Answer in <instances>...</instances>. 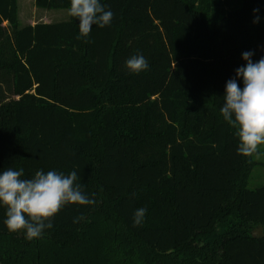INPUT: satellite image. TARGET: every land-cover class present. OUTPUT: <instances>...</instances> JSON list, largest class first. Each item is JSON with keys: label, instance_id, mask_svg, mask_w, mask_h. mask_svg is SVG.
Wrapping results in <instances>:
<instances>
[{"label": "trees", "instance_id": "16d2710c", "mask_svg": "<svg viewBox=\"0 0 264 264\" xmlns=\"http://www.w3.org/2000/svg\"><path fill=\"white\" fill-rule=\"evenodd\" d=\"M100 2L112 23L77 39L78 19L19 26L0 0V174L76 171L95 201L32 240L0 206V264H264V186L220 112L242 54L264 57V0Z\"/></svg>", "mask_w": 264, "mask_h": 264}, {"label": "clouds", "instance_id": "9594fccd", "mask_svg": "<svg viewBox=\"0 0 264 264\" xmlns=\"http://www.w3.org/2000/svg\"><path fill=\"white\" fill-rule=\"evenodd\" d=\"M68 15L79 20L77 39L87 38L93 25L100 28L110 25L114 16L100 0H70ZM258 21L257 16L254 23ZM252 56L251 51L242 54L246 65L236 70V77L242 78L243 88L237 79L227 81L224 103L220 108L224 121L236 129L239 139L237 153L243 156H252L264 146V57L253 62ZM126 67L138 74L147 70L149 65L143 55H137L126 61ZM23 176V168L15 170L10 167L0 174V206L6 209L4 223L7 229L10 232L24 231L28 240L39 238L46 228H52L53 217L66 205L95 203L76 183V171L67 175L55 170L37 171L30 179ZM146 212L145 208L134 212L133 226L142 225Z\"/></svg>", "mask_w": 264, "mask_h": 264}, {"label": "rangeland", "instance_id": "374dc122", "mask_svg": "<svg viewBox=\"0 0 264 264\" xmlns=\"http://www.w3.org/2000/svg\"><path fill=\"white\" fill-rule=\"evenodd\" d=\"M19 26L36 22H57L68 18V9H43L34 5V0H16ZM5 24V23H4ZM255 161L247 180L248 188L264 186V146L253 155ZM262 228L255 227L254 233L260 234Z\"/></svg>", "mask_w": 264, "mask_h": 264}, {"label": "flooded vegetation", "instance_id": "af4514ba", "mask_svg": "<svg viewBox=\"0 0 264 264\" xmlns=\"http://www.w3.org/2000/svg\"><path fill=\"white\" fill-rule=\"evenodd\" d=\"M156 264H161V263L159 262V263H156Z\"/></svg>", "mask_w": 264, "mask_h": 264}]
</instances>
